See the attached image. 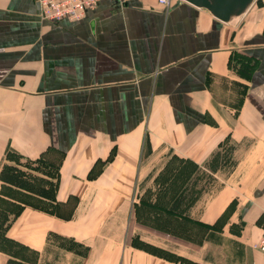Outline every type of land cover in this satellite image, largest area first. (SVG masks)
<instances>
[{
    "label": "crops",
    "instance_id": "obj_1",
    "mask_svg": "<svg viewBox=\"0 0 264 264\" xmlns=\"http://www.w3.org/2000/svg\"><path fill=\"white\" fill-rule=\"evenodd\" d=\"M249 9L230 24L185 0H101L53 22L37 0H0V194L34 193L65 215L25 204L6 235L27 250H0V264H180L132 244L145 229L133 205L142 161L158 149L210 174L192 218L235 208L198 242L145 230L208 264H264L253 245L264 228V14ZM226 138L247 147L229 169L209 167ZM6 165L31 187L10 183ZM211 245L219 260H206Z\"/></svg>",
    "mask_w": 264,
    "mask_h": 264
},
{
    "label": "rangeland",
    "instance_id": "obj_2",
    "mask_svg": "<svg viewBox=\"0 0 264 264\" xmlns=\"http://www.w3.org/2000/svg\"><path fill=\"white\" fill-rule=\"evenodd\" d=\"M253 10H256L255 12L262 11V13L264 14V1L254 0L249 9L248 14L253 12ZM236 98L238 97L236 96ZM224 143L225 144L221 147V149L215 151L210 150V152H212V154L214 155L212 156L211 161L206 162L209 167L213 168L215 167V165H223V168L225 167V170L229 169L230 166L234 163L235 159L240 154H242L244 149L247 147L245 142H240L238 145L234 146L233 141L227 138L224 140ZM157 152L151 155V157H157L155 160L142 161V176L138 180V189L136 190L135 194L136 200L134 199L133 202L134 212L135 204H139L137 208L139 209V213L143 220H154V214L151 213L149 209L154 211V205H164L165 203H168V200L175 194L176 191L180 189H182V195L178 198L177 205L179 206L180 210L184 209L197 196L198 186H202L204 183H206L210 176L209 173H207L209 174L207 175L205 170L199 166L198 162V166L194 167L193 162L189 160V158L180 160L177 157H173V154L175 153L173 149H167L163 153L160 151V149H158ZM9 153L10 155H14V152L12 151H9ZM255 153H257V151ZM3 168H5L9 176L11 173L15 172L10 165L3 166ZM7 208H15V204L9 199L0 198V220L3 217L2 210H5ZM234 208L235 204L232 209L230 208L229 210H227L218 219L215 224V228L221 229L226 225V223L230 221V215ZM11 215L12 214L10 213L9 217H11ZM258 219V222H262L264 220V214L260 215ZM140 222L142 223V225H145V229L155 228L154 226L148 225L142 221ZM241 224V220L238 222H232L229 224V229L232 231H236ZM191 227H195L196 229H198L197 225H191ZM145 229L140 230V235H135V241L145 243L149 247L155 248L161 251L162 253H169L174 254L175 256H182L186 258L187 261H189L191 264H208L193 257V254H195L194 250H196L195 247H181V249L185 253H177L172 249H176L178 246H180L179 244H177L175 241L170 242L169 240L164 239V237H156L154 233L146 231L147 229ZM202 230L203 227L199 226L197 234H201ZM189 233L194 235V232ZM186 240L192 243L194 242L187 238ZM0 243L6 246L10 245V242L7 240H3L1 236ZM212 246L213 245L208 246L206 248V260L213 259V256L215 255V258L219 260L221 256L220 252H218L217 249L215 250Z\"/></svg>",
    "mask_w": 264,
    "mask_h": 264
},
{
    "label": "trees",
    "instance_id": "obj_3",
    "mask_svg": "<svg viewBox=\"0 0 264 264\" xmlns=\"http://www.w3.org/2000/svg\"><path fill=\"white\" fill-rule=\"evenodd\" d=\"M173 157H177L180 160L186 159L185 157L178 156V154H176V153L173 154ZM189 160H191V159H189ZM191 161L193 162L194 167L198 166L197 162H195L193 160H191ZM25 165L31 166L33 168L42 167L41 163L35 162L32 160H28V159L25 160ZM13 169H15V168H13ZM20 172H21L20 170L16 169V171L14 173H11V175L8 177V181L10 183H15L16 185H19V186L22 185L24 187L30 188L31 185H29V181H24L19 177V175L21 174ZM57 180H58V178H57ZM56 185H57V183H56ZM10 194L12 195V197L14 195V198L16 199V200H10L11 202H13L15 204V208H7L5 210H2L3 217L0 220V236L3 240L9 241L10 245L6 246V245H3L2 243H0V250L5 251L10 255L16 256V255L21 254V252H23L24 250H27V247L25 245H23L21 242H19L18 240H15V239L7 236L6 235V229H7L8 225L11 221V217L18 214L25 204H28L30 206L36 207L38 209L44 210V211L52 213V214H56L58 216H65V215L61 212L60 205L58 204V202L51 204L50 202L42 200L36 194L28 193V192L18 191V192H14V193L10 192ZM181 195H182V189L176 191L175 194L170 198L171 200L170 199L168 200V203H165L164 205H154L153 206V207H155L154 211L149 209L150 212L154 214L153 219L156 221H154V220H152V221L151 220H143L141 218L140 213H139V209L137 208L139 204H137V205L135 204V214H136L137 219L139 221H142V222L148 224V225L154 226L155 228L164 230V231L169 232L171 234L181 236L183 238L190 239L194 242H198L202 239L204 233L208 229L216 227L215 224L218 221V219L227 210H229L230 208L232 209L234 204H235V201L234 202L232 201L228 205L226 210L215 220V222L207 223V222H203V221H200L198 219L192 218L186 212L187 206L184 209L180 210L179 206L177 205V202H178V198ZM0 198L1 199L2 198L7 199L2 194H0ZM17 201H20L24 204H21L20 202H17ZM16 203H17V205H16ZM10 213L12 214L11 217H9ZM187 225H189V226H187ZM191 225H197L198 229H196L195 227H191ZM199 226L203 227L201 234H197L198 230H199ZM189 232H192V233L194 232V235L190 234ZM135 237L136 236H134L132 238V244L135 246L141 247L147 251H150V252L155 253L157 255L163 256L165 258H168V259L173 260L175 262H178L180 264H191L189 261H187L186 258H184L182 256H175L174 254L162 253L161 251H159L155 248L149 247L145 243L137 242V241H135ZM56 239L60 240V242L66 243L67 248H70V249L83 248V249H85V251L87 250V246L83 247L80 242L75 241L73 239L64 238L62 236H59V237L56 236Z\"/></svg>",
    "mask_w": 264,
    "mask_h": 264
},
{
    "label": "built area",
    "instance_id": "obj_4",
    "mask_svg": "<svg viewBox=\"0 0 264 264\" xmlns=\"http://www.w3.org/2000/svg\"><path fill=\"white\" fill-rule=\"evenodd\" d=\"M101 0H37L40 15L47 20L57 22L62 19L70 21L79 20L90 9L97 7ZM124 2L126 0H114ZM172 0H158L164 6H169ZM264 1V0H263ZM259 250L264 251V228L254 244Z\"/></svg>",
    "mask_w": 264,
    "mask_h": 264
},
{
    "label": "water",
    "instance_id": "obj_5",
    "mask_svg": "<svg viewBox=\"0 0 264 264\" xmlns=\"http://www.w3.org/2000/svg\"><path fill=\"white\" fill-rule=\"evenodd\" d=\"M209 11L215 18L236 24L248 11L254 0H185Z\"/></svg>",
    "mask_w": 264,
    "mask_h": 264
}]
</instances>
